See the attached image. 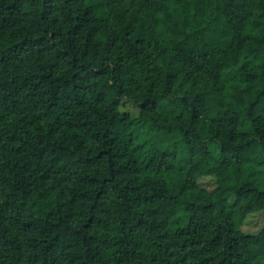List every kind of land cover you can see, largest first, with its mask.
Listing matches in <instances>:
<instances>
[{
    "label": "trees",
    "instance_id": "obj_1",
    "mask_svg": "<svg viewBox=\"0 0 264 264\" xmlns=\"http://www.w3.org/2000/svg\"><path fill=\"white\" fill-rule=\"evenodd\" d=\"M254 212L264 0H0V264H264Z\"/></svg>",
    "mask_w": 264,
    "mask_h": 264
},
{
    "label": "rangeland",
    "instance_id": "obj_2",
    "mask_svg": "<svg viewBox=\"0 0 264 264\" xmlns=\"http://www.w3.org/2000/svg\"><path fill=\"white\" fill-rule=\"evenodd\" d=\"M128 106L131 110L134 112H137L136 108L128 103ZM201 186H204L208 189H211L214 187V181L210 177H203L201 180ZM264 223V213L263 212H254L249 214L244 223L242 224V229L249 232H255L257 231L262 224Z\"/></svg>",
    "mask_w": 264,
    "mask_h": 264
}]
</instances>
